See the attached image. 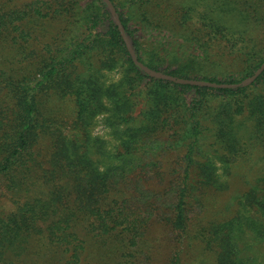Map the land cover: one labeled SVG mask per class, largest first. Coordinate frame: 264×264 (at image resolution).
Returning <instances> with one entry per match:
<instances>
[{"label": "trees", "instance_id": "trees-1", "mask_svg": "<svg viewBox=\"0 0 264 264\" xmlns=\"http://www.w3.org/2000/svg\"><path fill=\"white\" fill-rule=\"evenodd\" d=\"M18 1L0 0V35L9 32L7 19L30 16L60 19L61 31L32 59L0 69V183L14 204L0 217V264H28L33 239L37 254L59 250L65 264H81V219L116 244L109 253L133 257L152 220L186 234L193 201L226 188L221 168L228 173L257 149L264 160V71L235 88L157 78L135 64L103 0H36L27 8ZM112 2L151 69L237 83L264 63V0ZM226 53H237L238 69ZM116 71L119 79L108 81ZM59 100L72 103L69 111ZM96 122L110 129V146L94 135ZM158 155L176 160L167 179L151 171ZM154 178L165 186L153 190L146 182ZM240 206L241 218L201 232L217 264H242L247 232L264 244V176ZM170 264H182L180 255Z\"/></svg>", "mask_w": 264, "mask_h": 264}, {"label": "rangeland", "instance_id": "rangeland-1", "mask_svg": "<svg viewBox=\"0 0 264 264\" xmlns=\"http://www.w3.org/2000/svg\"><path fill=\"white\" fill-rule=\"evenodd\" d=\"M20 1V2H19ZM18 4L21 7L27 8L28 1L36 0H19ZM125 1V0H122ZM179 0H172L178 2ZM11 2L5 10L13 8ZM117 10V9H116ZM120 11L126 15V8L120 6ZM12 18L7 19L8 34L0 35V69H5L17 61V59H32L35 52H40L44 48L47 41H51L59 34L60 19H43L38 16H30L27 19L20 21ZM2 23V22H0ZM21 25L24 30H14V25ZM133 27V25H132ZM264 37V29L260 32ZM140 33L138 32L137 35ZM255 35H258L256 31ZM243 46V42H239ZM237 53H226L225 59L227 65H232L233 69H238L240 62L236 60ZM163 72L162 70H156ZM108 81L118 80L120 73L108 72ZM1 96V95H0ZM57 105L63 108V113L69 111L72 106L70 101H56ZM69 113V112H68ZM67 113V118L69 114ZM94 135H99L106 139L110 146L114 142V137L110 133L109 128H105L101 122H96L93 129ZM261 150L254 151L252 158L248 161H240L235 163L230 171L226 174L223 168L219 170L223 181L226 183V188L221 191L209 190L199 201H193V206L190 210L188 230L185 235L177 234L168 229L167 226L160 222L151 221L149 228L140 238L141 242L138 250L133 257L109 253L107 250L110 246H114L110 239H102L93 234L89 229L85 220L78 222V231L80 236L86 238V251L81 264H170V260L175 254H179L182 264H217L216 254L206 247V244L200 238L201 232L211 223H220L232 218L242 216L240 199L243 194L250 189L254 184L255 179L259 176H264V160L260 159ZM158 162V169H151L156 175H161L162 178L168 176V171H171L173 164L176 165V160L172 156H155ZM165 174V175H164ZM146 184L154 188H162L166 181L154 178ZM14 208L11 194L6 189L5 185L0 183V217ZM88 234V235H87ZM39 243L36 239L32 240L30 254L25 261L28 264H65V259L59 253L37 254ZM243 248L241 254L242 264H264V244H256L250 236L249 232L241 241Z\"/></svg>", "mask_w": 264, "mask_h": 264}, {"label": "water", "instance_id": "water-1", "mask_svg": "<svg viewBox=\"0 0 264 264\" xmlns=\"http://www.w3.org/2000/svg\"><path fill=\"white\" fill-rule=\"evenodd\" d=\"M111 10L113 16L115 17V21L119 27V30L121 32V35L125 41L126 47L130 53L131 58L137 64L139 67H141L143 70H145L149 75L157 77V78H163L166 80H170L173 82L181 83V84H191V85H201V86H208V87H214V88H235L239 86H247L251 83H253L264 71V63L255 71V73L246 78L243 79L240 82L237 83H220V82H215V81H209V80H204V79H196V78H184V77H177L173 76L170 74H166L164 72H159L154 69H151L149 66L144 64L141 60H139L137 54L135 53V50L133 49L129 38L126 34V31L124 29L123 23L121 21V18L119 17V14L116 10V7L112 0H103Z\"/></svg>", "mask_w": 264, "mask_h": 264}]
</instances>
